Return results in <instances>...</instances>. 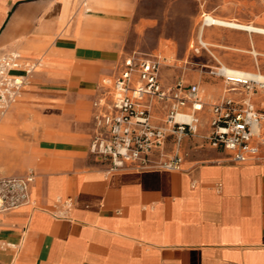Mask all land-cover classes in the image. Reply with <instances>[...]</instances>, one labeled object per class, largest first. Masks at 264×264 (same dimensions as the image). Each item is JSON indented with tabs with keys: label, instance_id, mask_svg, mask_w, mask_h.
<instances>
[{
	"label": "crops",
	"instance_id": "0c3cea01",
	"mask_svg": "<svg viewBox=\"0 0 264 264\" xmlns=\"http://www.w3.org/2000/svg\"><path fill=\"white\" fill-rule=\"evenodd\" d=\"M120 1L0 0V52L16 51L25 59L44 61L21 92L19 107L39 110L65 103L75 108L84 103L77 96L95 93L88 144L41 142L35 148L30 204L0 217V264H264L260 90L251 95L263 115L261 135L253 142L258 154L244 163H230L227 152L206 141L210 106L239 96L209 75V81L191 79L197 81L204 103L198 132L183 138L178 147L166 142L150 157L159 163L178 153V170L110 171L90 154L92 104L104 91L93 80V63L118 59L110 29L122 27L125 20L122 14L110 13L109 5ZM243 4L247 22L264 29V0ZM251 40L264 44V38ZM209 53L211 63L200 67L220 64ZM260 56L263 67L264 53ZM160 80L165 87L172 83L166 74ZM163 116L157 106L153 124L162 126ZM6 135L8 124L0 130V153Z\"/></svg>",
	"mask_w": 264,
	"mask_h": 264
},
{
	"label": "built area",
	"instance_id": "2783aa9c",
	"mask_svg": "<svg viewBox=\"0 0 264 264\" xmlns=\"http://www.w3.org/2000/svg\"><path fill=\"white\" fill-rule=\"evenodd\" d=\"M192 51L194 55L210 54L201 38ZM40 64V59L28 60L16 51L0 52V121L30 85ZM159 69L155 57H128L113 82H103L110 87L92 104L95 132L89 151L110 171L150 168L176 171L182 161L178 153L159 163L152 162L151 155L169 139L178 147L183 138L198 132L204 110L198 86L179 81L165 87ZM201 69L221 79L228 93L239 94L210 106L206 141L227 152L230 163H244L257 156L258 148L253 142L259 138L263 115L255 108L251 95L258 83L247 74L219 63L214 68ZM157 106L164 112L162 126L153 124ZM34 180L31 171L24 176L0 177V217L30 204Z\"/></svg>",
	"mask_w": 264,
	"mask_h": 264
},
{
	"label": "rangeland",
	"instance_id": "374dc122",
	"mask_svg": "<svg viewBox=\"0 0 264 264\" xmlns=\"http://www.w3.org/2000/svg\"><path fill=\"white\" fill-rule=\"evenodd\" d=\"M243 1L238 0L236 5L233 0H121L117 4L111 3L109 12L122 14L125 20L122 27L110 29L113 38H116L112 48L117 51L118 59L105 65L93 63V80L104 93L110 84L103 82H113L120 72L122 62L135 55L155 57L159 62L161 79L165 74L171 76L170 86L179 81L198 86L197 81L191 79L196 76L209 81L210 77L201 69L200 64H210L212 61L203 52L193 54L192 48L196 46L198 38L208 46L221 66L264 75L260 56L264 53V44L251 40L264 37L243 30L204 24V18L211 17L217 21L258 28L247 22ZM97 33L92 31L90 34ZM253 56H256L257 62ZM43 64L44 61L40 67ZM102 70L104 73L100 74ZM258 90L264 93L263 89ZM94 94L89 92L77 96L84 103L75 108L65 103L63 107L39 110L19 107L16 103L11 106L0 121V130L8 124L10 132L1 146L0 177L24 176L32 171L36 158L35 148L41 142L54 145L59 142L86 141L88 144L91 100ZM8 114L11 115L4 122ZM201 121L206 123L207 119L203 116ZM168 141L174 144L171 139ZM93 157L104 163L100 158Z\"/></svg>",
	"mask_w": 264,
	"mask_h": 264
},
{
	"label": "bare ground",
	"instance_id": "6f19581e",
	"mask_svg": "<svg viewBox=\"0 0 264 264\" xmlns=\"http://www.w3.org/2000/svg\"><path fill=\"white\" fill-rule=\"evenodd\" d=\"M204 24L206 26H220V27H224V28H228V29H232V30H243V31H247L250 33H256V34L264 35V29L254 28L251 26L245 27V26L237 25L235 23H226V22H222V21H217V20L212 19L211 17H205L204 18ZM241 72H243V71H241ZM243 73L247 74L251 79L255 80L258 83V89L261 88V90L262 89L264 90V75H261V74L255 75V74H251V73H247V72H243ZM0 126H1V124H0ZM260 135H261V130H259V136Z\"/></svg>",
	"mask_w": 264,
	"mask_h": 264
}]
</instances>
